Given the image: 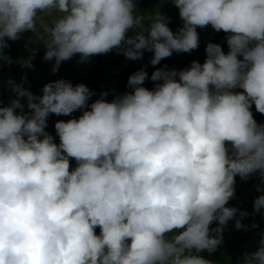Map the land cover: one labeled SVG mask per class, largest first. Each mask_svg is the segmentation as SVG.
I'll list each match as a JSON object with an SVG mask.
<instances>
[{
    "label": "clouds",
    "instance_id": "9594fccd",
    "mask_svg": "<svg viewBox=\"0 0 264 264\" xmlns=\"http://www.w3.org/2000/svg\"><path fill=\"white\" fill-rule=\"evenodd\" d=\"M171 3L183 21L176 33L134 0H0V58L7 41L53 16L42 41L53 72L76 54L84 62L113 50L133 61L152 52L155 66L196 50L197 28L209 25L229 48L208 43L203 64L156 69L152 90L141 69L110 102L103 92L89 105L95 93L64 79L41 96L13 84L17 98L0 107V264H212L199 253L218 248L238 211L248 215L226 205L236 176L258 173L264 184V125L250 110L264 114V0ZM76 111L55 123V143L49 115ZM241 219L235 227L247 230ZM241 264H264V235Z\"/></svg>",
    "mask_w": 264,
    "mask_h": 264
},
{
    "label": "trees",
    "instance_id": "16d2710c",
    "mask_svg": "<svg viewBox=\"0 0 264 264\" xmlns=\"http://www.w3.org/2000/svg\"><path fill=\"white\" fill-rule=\"evenodd\" d=\"M136 5V12L144 15H150L153 11H160L164 14L168 20L169 28L176 33L177 30L182 27L183 21L179 17V10L172 3L171 0H134ZM147 26V25H145ZM199 35V47L190 53H173L170 57L160 61L159 64L152 66L150 61L153 53L149 51L143 52L142 59L129 60L125 56L113 57L111 54L94 55L91 58L95 59V64L92 66L89 73H85L86 70H73L72 65L67 62H62L60 68L63 71H69L70 74L77 79V84L86 85L91 91L95 93L88 103L89 105L96 99L100 98V89L103 86V79L106 80L107 85H104V92L108 95L105 97L109 102L116 95H122L125 92L132 91L128 87V78L135 72L143 69L148 74V79L145 80L143 86L152 90L155 84L161 83V81H152L151 75L158 68H165L167 70L175 69L177 72L188 68L193 61H198L203 64L206 59L205 48L208 43L220 44L225 54L228 53L229 48L226 42L228 34L223 31L216 32L210 25L204 28H197ZM134 31H130L128 35H134ZM146 34V33H145ZM42 36L46 40L47 36L42 30ZM8 47L3 50V57L0 58V107L8 106L11 100L5 93V88L2 84L6 74L14 70L19 62L22 61L23 54L17 41H7ZM79 55V54H78ZM105 56V59L102 58ZM24 58V57H23ZM242 58V57H241ZM80 56L73 62L75 65H79ZM55 62V60H51ZM39 73L33 75L35 78ZM56 75H59L56 72ZM28 86V83H26ZM76 84V85H77ZM38 86L36 81H33L32 90ZM236 92H242V89H235ZM23 103V102H21ZM24 104V103H23ZM19 112L20 110H16ZM254 119L258 124L264 125V114H260L255 110V105L251 107ZM27 113V112H26ZM82 114V111H76L72 113L69 119L78 118ZM46 131L54 137V142L59 144V137L56 135V131L51 127H47ZM70 167H76V161L70 159ZM257 185L264 188V184H261L259 174L252 175L246 179V183L242 185L238 190L235 191L234 197L228 202V207H235L240 211H246L247 216H239V211L236 216L229 220L226 227L222 232V243L218 248L211 254L206 250L199 253L203 258L212 261V264H241L243 255L245 253H251L257 250L262 235H264V219L261 218L260 212L254 211L253 203L254 200L264 194V191H257ZM235 188V187H234ZM237 219H241V223L246 226L244 228L237 229L235 223ZM255 225V227H253ZM218 226V222H213L210 228ZM96 234L99 235L100 229L96 228ZM215 235V233H212ZM249 241V246L245 244Z\"/></svg>",
    "mask_w": 264,
    "mask_h": 264
},
{
    "label": "rangeland",
    "instance_id": "374dc122",
    "mask_svg": "<svg viewBox=\"0 0 264 264\" xmlns=\"http://www.w3.org/2000/svg\"><path fill=\"white\" fill-rule=\"evenodd\" d=\"M53 19V16H45L42 19H38L35 33L31 31H26L20 34L19 39L16 40L24 58L22 57V61L19 62V66L17 65L14 70L8 72L4 80L2 81V84L5 88V93L11 100L17 98L15 92L11 90L13 84H21L24 89H27L28 91L32 92L35 96H41L43 94L42 89L45 84L59 79L67 80L71 82L73 86L77 84V79L73 77L69 71H63L59 67L56 71L59 73V75H56V72L52 71L55 62L44 60L46 47L45 44L42 42L43 40H45L42 36V30L43 26L50 25ZM109 54H111L113 57L124 56L123 54L118 53L116 50L109 52ZM78 57L79 55L76 54L71 59L65 62L71 64L73 70L85 69V73L88 74L92 66L96 62L95 59H92L90 57L87 61L79 62V65L73 64V62L77 60ZM102 59L104 60L105 56ZM28 62L31 63V67L26 66ZM36 72L39 73V75L35 78L33 75H35ZM34 80L36 81L38 86L35 88V90H32L31 87L33 86ZM10 81L12 83H10ZM102 81L103 86H108L106 80L103 79ZM26 83L31 86H28ZM103 86L100 89V94L104 92ZM20 102L24 103H21L24 105V111L29 113L30 110L27 108V98H20ZM69 117L70 116H57L55 114H50L47 120V127H51L53 130H55V123L57 121H67ZM235 181V191L246 183V180L241 179L239 176L235 177ZM261 218L264 219V210H261ZM245 245L248 247L249 241H247Z\"/></svg>",
    "mask_w": 264,
    "mask_h": 264
}]
</instances>
